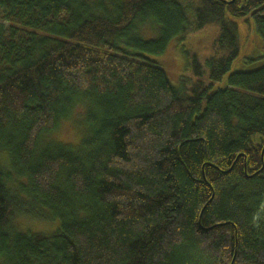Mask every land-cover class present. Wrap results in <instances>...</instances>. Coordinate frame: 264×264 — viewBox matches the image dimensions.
<instances>
[{
  "label": "trees",
  "instance_id": "obj_1",
  "mask_svg": "<svg viewBox=\"0 0 264 264\" xmlns=\"http://www.w3.org/2000/svg\"><path fill=\"white\" fill-rule=\"evenodd\" d=\"M239 21L264 0H0V264H264V65L212 91ZM210 27L208 82L140 56Z\"/></svg>",
  "mask_w": 264,
  "mask_h": 264
},
{
  "label": "rangeland",
  "instance_id": "obj_2",
  "mask_svg": "<svg viewBox=\"0 0 264 264\" xmlns=\"http://www.w3.org/2000/svg\"><path fill=\"white\" fill-rule=\"evenodd\" d=\"M192 18H190L191 20ZM239 48L240 53L234 59L229 72L224 75L220 82L213 83L212 91L222 90L228 86L229 75L239 72H251L264 65V40L256 34L253 23L239 21ZM147 40L154 39L155 35H144ZM217 38V30L214 27L191 31L184 37L173 38L165 52L161 55L142 53L140 56L154 64L160 66L167 74L170 83L181 88L182 82L193 78L188 65V58L194 55L203 64V75L201 80L208 82V69L204 66L205 60L213 51V43ZM132 51V50H129ZM57 137L67 143H74L77 135L70 127L63 126ZM17 226L22 231L42 232L51 234L57 229L56 224H49L31 219H21Z\"/></svg>",
  "mask_w": 264,
  "mask_h": 264
}]
</instances>
